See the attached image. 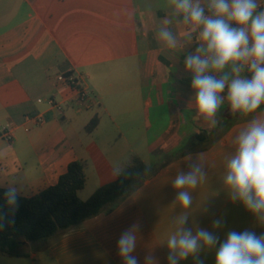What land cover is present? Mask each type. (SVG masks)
I'll return each mask as SVG.
<instances>
[{
  "label": "crops",
  "instance_id": "0c3cea01",
  "mask_svg": "<svg viewBox=\"0 0 264 264\" xmlns=\"http://www.w3.org/2000/svg\"><path fill=\"white\" fill-rule=\"evenodd\" d=\"M169 20L166 26L178 40L173 50L156 37V29ZM181 27L167 0H0V188L13 184L21 196L32 197L56 185L72 162L84 161L86 187L91 179L97 183L89 192H84L86 187L80 192L88 200L118 178L115 167L124 169L136 157L150 166L166 149L165 169L98 216L57 233V247L100 246L108 257L104 264H122L116 247H111L135 224L134 254L140 264L149 254L158 264H167L164 243L174 230L173 219L185 212L193 228L214 231L212 222L222 219L223 226L215 230L221 240L230 230L264 232V225L242 204L231 201L222 182L226 160L234 151L231 138L259 110L246 117L233 115L225 103L221 128L215 130L193 119L183 59L198 42L195 37L185 40ZM69 75L89 88V107L75 103L74 91L65 82ZM52 102L61 104L63 112ZM38 115L45 117L41 125L29 120ZM95 118L98 125L90 131ZM226 123L221 139L200 146L192 140L200 133L220 131ZM5 127L14 131L11 142L1 137ZM195 148L203 150L192 151ZM189 156L204 164L207 176L196 189H188L193 205L183 209L175 202L172 180L187 170ZM164 178L167 190L161 191L158 182ZM149 185L152 203L143 206ZM215 254V249H206L200 256L204 264H215ZM15 257L0 252V264H10ZM181 264L194 262L189 257Z\"/></svg>",
  "mask_w": 264,
  "mask_h": 264
},
{
  "label": "clouds",
  "instance_id": "9594fccd",
  "mask_svg": "<svg viewBox=\"0 0 264 264\" xmlns=\"http://www.w3.org/2000/svg\"><path fill=\"white\" fill-rule=\"evenodd\" d=\"M171 15L182 26L180 35L188 41L195 37L197 46L183 59V70L190 80V99L194 102V120L211 130L220 129L219 114L227 103L231 114L250 116L246 126L231 138L234 151L225 163L222 182L232 202H239L259 224L264 225V0H167ZM156 29L158 40L170 50L178 46L177 36L166 26ZM247 73L248 75H245ZM187 170L172 180L175 202L190 209L196 189L207 172L204 164L191 156ZM150 168L145 169L148 174ZM123 169L115 167L113 175ZM0 205V230L14 223L21 193L13 184L3 191ZM174 230L164 243L167 264H181L189 257L204 264L200 253L215 249V264H264V232L230 230L223 240L215 230L224 221L212 222L214 231L190 227L185 212L172 221ZM137 225L124 229L116 241L122 264H140L135 255ZM144 264H158L152 255Z\"/></svg>",
  "mask_w": 264,
  "mask_h": 264
},
{
  "label": "trees",
  "instance_id": "16d2710c",
  "mask_svg": "<svg viewBox=\"0 0 264 264\" xmlns=\"http://www.w3.org/2000/svg\"><path fill=\"white\" fill-rule=\"evenodd\" d=\"M227 124L220 131L211 134L200 133L192 140L197 146L209 141H217L226 134ZM97 125L98 119L95 118L90 122L88 129L92 131ZM197 150L203 149H192V151ZM146 168H150L148 174H144ZM157 172L158 170L147 166L136 157L125 166L123 174L115 181L101 186L88 200H83L80 192L86 187L87 164L84 161L72 162L56 185L32 197L21 196L14 223H6L0 230V251L25 256L16 251L21 239L45 242L61 231H68L98 216L106 206L128 197ZM4 189L0 188V205L4 203L2 199Z\"/></svg>",
  "mask_w": 264,
  "mask_h": 264
},
{
  "label": "rangeland",
  "instance_id": "374dc122",
  "mask_svg": "<svg viewBox=\"0 0 264 264\" xmlns=\"http://www.w3.org/2000/svg\"><path fill=\"white\" fill-rule=\"evenodd\" d=\"M164 127L165 122L162 121L160 123V126H158L157 128L160 129L161 132ZM147 160L149 161V158H147ZM149 167H153L155 170H158V172L166 168V149L159 152V154L157 155V159L154 163L151 162ZM158 184L161 191L167 190L166 178L160 180ZM96 186L97 183L94 182L93 179H91L84 192H89ZM151 188V185L146 187L148 193H146L142 197L143 206H151ZM85 193L83 196H85ZM146 215L148 216L150 221V211H148ZM56 239L57 234L45 242H30L21 239L19 247L16 251L17 253L25 254V257L17 256L15 257L14 261H10V264H104L108 260V257L105 256L106 254L102 251V248L100 246H75V249H72L70 247L66 249L63 246L57 247V245H55ZM115 247L116 246L113 245L111 248L115 249ZM114 252L117 251L114 250ZM81 255H85L83 260L79 259V256Z\"/></svg>",
  "mask_w": 264,
  "mask_h": 264
},
{
  "label": "built area",
  "instance_id": "2783aa9c",
  "mask_svg": "<svg viewBox=\"0 0 264 264\" xmlns=\"http://www.w3.org/2000/svg\"><path fill=\"white\" fill-rule=\"evenodd\" d=\"M65 82L71 87L76 96L75 103L78 107H89L92 103L91 92L89 88L78 78L73 75L65 77ZM53 107H55L59 112H63V107L61 104H55L52 102ZM31 122L41 125L45 122V117L42 115L34 116L29 119ZM1 137L9 142L13 140L14 131L9 127H5L1 133Z\"/></svg>",
  "mask_w": 264,
  "mask_h": 264
}]
</instances>
